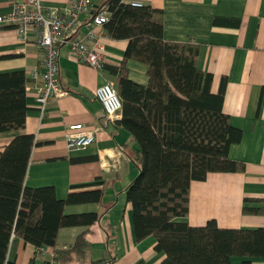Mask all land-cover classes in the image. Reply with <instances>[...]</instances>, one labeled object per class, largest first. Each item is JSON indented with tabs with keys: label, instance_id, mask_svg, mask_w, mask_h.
<instances>
[{
	"label": "crops",
	"instance_id": "1",
	"mask_svg": "<svg viewBox=\"0 0 264 264\" xmlns=\"http://www.w3.org/2000/svg\"><path fill=\"white\" fill-rule=\"evenodd\" d=\"M70 0H42L44 6L64 7ZM105 0H93V7L80 16L70 32L82 37L96 8ZM132 2L133 0H125ZM162 10L164 37L173 41L200 44L198 65L213 74L212 90L218 91L225 78L223 108L232 123L241 128L242 138L230 147V157L244 168L234 171H210L205 179L191 182L188 221L204 225L215 218L222 227H264V213L244 212V204L264 206V0H141ZM11 0H0V14L11 11ZM106 65H120L128 45L127 38H103ZM36 33L29 31L21 39L12 25L0 22V72L21 69L26 73V125L20 132L33 133L25 183L28 186H53L59 198L70 193L99 190L98 200H76L65 206L66 213L94 211L99 214L89 225L61 227L54 246L37 248L22 237L12 235L8 258L16 264H44L56 249L70 247L77 235L86 230L85 256L75 255L68 264H163L166 252L156 248L153 235L136 237L132 204L127 186L138 174L133 160L137 142L132 133L116 125L95 96V88L113 79L105 67L78 61L69 42L59 55L62 85L67 93L52 97L43 112L35 86L44 70L43 51L35 43ZM129 76L141 83L149 80L148 65L129 59ZM83 122L97 129L96 140L86 147L70 148L66 133L71 123ZM12 133L0 134V151L11 141ZM247 198V202H246ZM247 258L233 256V264ZM252 264H264V257H251Z\"/></svg>",
	"mask_w": 264,
	"mask_h": 264
},
{
	"label": "trees",
	"instance_id": "2",
	"mask_svg": "<svg viewBox=\"0 0 264 264\" xmlns=\"http://www.w3.org/2000/svg\"><path fill=\"white\" fill-rule=\"evenodd\" d=\"M99 9L110 12L104 23L107 34L128 39L123 62L103 68L123 102L122 116L114 122L137 142L133 160L139 171L126 189L136 237L153 235L156 248L166 252L163 264H233V256L252 264L251 257H264V227H222L215 218L192 225L187 219L192 180L205 179L210 171L245 167L229 154L242 130L223 108L225 78L213 91V74L198 65L200 44L166 39L161 9L125 0H105ZM129 59L148 65L147 83L129 76ZM27 110L25 71L0 72V134H13L0 151V264H16L8 258L14 233L39 249L55 247L61 227L89 225L99 217L94 211L65 212L66 204L76 200H98L99 190L59 198L53 186L26 185L36 143L33 133L20 132ZM243 210L264 213V206L245 203ZM87 248L84 230L70 247L56 249L55 264L85 256ZM94 262L106 264V259ZM44 264L52 263L46 259Z\"/></svg>",
	"mask_w": 264,
	"mask_h": 264
},
{
	"label": "built area",
	"instance_id": "3",
	"mask_svg": "<svg viewBox=\"0 0 264 264\" xmlns=\"http://www.w3.org/2000/svg\"><path fill=\"white\" fill-rule=\"evenodd\" d=\"M11 11L0 14V22L12 25L21 39H26L29 31L36 33V44L42 49L41 73L36 88V97L44 112L49 100L67 93L63 87L60 74L59 55L62 44L69 42L71 54L80 62L102 69L106 63V48L103 38L107 35L104 23L110 19L107 9H99L93 13L85 34L79 38H71V29L80 21V16L93 7V0H70L64 7L44 6L42 0H11ZM134 5H143L141 0H133ZM96 98L103 105L106 114L116 117L122 110V98L112 80L99 84L95 90ZM66 133L70 148L86 147L96 140L97 129L85 127L83 122L71 123ZM42 247L41 249H43ZM53 252L50 256L55 264Z\"/></svg>",
	"mask_w": 264,
	"mask_h": 264
},
{
	"label": "rangeland",
	"instance_id": "4",
	"mask_svg": "<svg viewBox=\"0 0 264 264\" xmlns=\"http://www.w3.org/2000/svg\"><path fill=\"white\" fill-rule=\"evenodd\" d=\"M111 80V79H110Z\"/></svg>",
	"mask_w": 264,
	"mask_h": 264
}]
</instances>
